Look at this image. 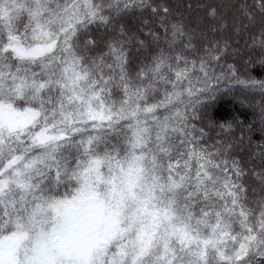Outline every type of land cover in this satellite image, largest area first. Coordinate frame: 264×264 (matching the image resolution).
<instances>
[{
  "label": "snow or ice",
  "instance_id": "obj_1",
  "mask_svg": "<svg viewBox=\"0 0 264 264\" xmlns=\"http://www.w3.org/2000/svg\"><path fill=\"white\" fill-rule=\"evenodd\" d=\"M0 264H264V0H0Z\"/></svg>",
  "mask_w": 264,
  "mask_h": 264
},
{
  "label": "trees",
  "instance_id": "obj_2",
  "mask_svg": "<svg viewBox=\"0 0 264 264\" xmlns=\"http://www.w3.org/2000/svg\"><path fill=\"white\" fill-rule=\"evenodd\" d=\"M237 109H240L241 111H243V109H241L240 105L237 104L234 106L230 101H226L220 107L221 113H227L230 111H235ZM249 115H250V113H249Z\"/></svg>",
  "mask_w": 264,
  "mask_h": 264
}]
</instances>
